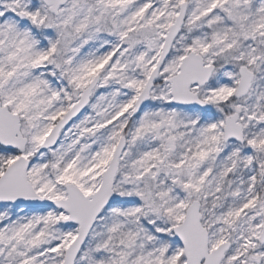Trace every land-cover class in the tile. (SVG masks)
I'll use <instances>...</instances> for the list:
<instances>
[{"label": "snow or ice", "instance_id": "6c2138e0", "mask_svg": "<svg viewBox=\"0 0 264 264\" xmlns=\"http://www.w3.org/2000/svg\"><path fill=\"white\" fill-rule=\"evenodd\" d=\"M0 264H264V0H0Z\"/></svg>", "mask_w": 264, "mask_h": 264}]
</instances>
